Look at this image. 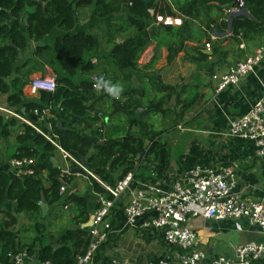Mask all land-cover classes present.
<instances>
[{
    "label": "trees",
    "instance_id": "trees-1",
    "mask_svg": "<svg viewBox=\"0 0 264 264\" xmlns=\"http://www.w3.org/2000/svg\"><path fill=\"white\" fill-rule=\"evenodd\" d=\"M242 2L239 8L250 17L230 16L225 36L230 44L223 45L220 39L210 38L209 30H226L223 10L236 0H0V93L5 94L8 107L31 122L19 124L10 155L31 158L26 166L32 170L15 175L0 169V212L7 217L0 220L2 264H12L8 253L19 249L33 255L36 263L73 264L87 242L88 227L80 225L98 206L96 194L107 195L103 184L113 185L127 171L150 182L166 175L170 150L161 135L165 129H155L150 116L173 111L176 121L188 118L187 112H197L203 93L198 81L179 89L162 81L153 67L159 48L165 47L168 62L182 50V59L197 68L195 79L221 70V65L238 53L236 59H242L239 42L259 44L264 38V0ZM87 5H91L87 18L78 24ZM157 14L177 16L181 21L178 25L156 22ZM55 30L51 44L42 42ZM30 42L33 45L26 55L23 51ZM205 42L209 53L204 51ZM150 43L154 47L149 60L138 64L139 54ZM43 64L53 66L55 90L25 95L23 86ZM101 75L123 85L121 99L97 94L93 84ZM43 108L48 114L40 117ZM15 119L0 114V138L14 132ZM57 121H62L61 127L54 125ZM45 134L85 160L91 173L86 175V192L66 188L58 192L73 174L62 173L53 165L51 157L57 148ZM45 178L47 185L43 184ZM40 202L48 206L44 216ZM58 202L69 205V220L76 226L65 227L53 247L41 241V232ZM18 212L36 232L31 242L16 244L17 235L8 227L15 221L13 213ZM36 241L39 245L34 252Z\"/></svg>",
    "mask_w": 264,
    "mask_h": 264
},
{
    "label": "crops",
    "instance_id": "crops-1",
    "mask_svg": "<svg viewBox=\"0 0 264 264\" xmlns=\"http://www.w3.org/2000/svg\"><path fill=\"white\" fill-rule=\"evenodd\" d=\"M158 1L162 2V0ZM165 1L169 3V0ZM87 6L83 8V10L86 11L83 12L84 14H81V16H83L78 17V24L84 23L86 20L91 5ZM241 8L238 7L236 11L230 10L228 12L224 9V20L227 22L226 30L217 31L212 27L209 30L210 38L220 39L221 44L227 45L229 42L225 36L228 34L227 28L230 16L234 14H243L250 17L246 10L240 12ZM55 33L56 30L53 33L46 34L43 37L42 42L51 44ZM263 41L264 38L260 43ZM188 43L192 42L189 41ZM239 43H242L241 47L239 46ZM239 43L238 47L243 50V55L241 57L253 53L254 48L260 44H253L250 42L244 43L242 41ZM32 45L33 43H28L23 53L26 55L29 54ZM153 47L154 43H150L144 48H147L149 53L144 62H138L137 58L138 64L145 63L149 60L153 52ZM208 48L204 47V51L206 52V50H209ZM182 54V50L178 51L174 58L168 62L165 59V47L162 46L159 48L158 58L153 67L160 75V68L156 66L160 59L166 67L171 63L179 61L183 65L186 64L192 66L196 72L197 68H195L194 63L183 60ZM235 56L239 57L240 53ZM236 57H230L228 63H224V65L222 64L221 66L223 68L215 71V73L225 70L234 60H236ZM45 70L53 71V66L43 64L42 68L33 72L30 77H42ZM195 72L190 76L192 81L184 82L180 84V86H185L198 81V87H200V91L203 94L197 112H187L188 114L185 116L188 118L177 121H170L166 116H162L160 118L162 120L158 123L160 128L165 129L161 135L165 139L170 150L169 166L165 175L166 179L162 178L157 182L144 180L150 184L151 190L155 192L166 187L168 178H174L186 169L193 167L218 168L220 166H230L235 171L236 179L233 191L239 198L264 199V162L254 156L253 145L249 139L230 135L227 132L229 119L243 114L263 91L264 58L254 65L253 72L244 74L237 82L225 85L217 91L215 90L216 81L211 78L212 74H200L197 79H195ZM199 72L200 71L198 70V73ZM22 91L24 94H27L26 85L23 86ZM0 107L12 110V108L8 107L6 104L4 93H0ZM170 113L173 114V111H170ZM0 114H2L3 117L12 116L16 118L12 114L6 112L0 111ZM15 120L18 125H15L14 132L3 139L0 138V169L17 175L15 173V167L10 163V159L12 158L10 153L14 146V135L20 130L19 124L22 121L17 118ZM53 158L56 161V164L61 162V158L57 151ZM43 174L45 175L46 172L43 171ZM71 174H73V176L70 182L66 184V189L81 194L86 192L88 187L85 188V185H82L81 180L79 179V177L83 175L79 173ZM43 184L47 185L46 178L44 179ZM125 202L126 196H121L111 209L113 231L111 232L107 243L99 248L94 263L106 264L110 258H116L117 260H120L122 264H155L160 258H165L166 256L171 257L169 256L170 250L162 239L161 231L151 228L143 229L131 227L125 224V217L123 214V206ZM47 211L48 206L46 205V209L43 213L41 212V216H44ZM53 211L54 214H50L45 220L47 225L41 232V241L56 245L55 239L57 235L65 227H73L72 225L75 224L71 223L69 220L71 212L68 204L63 206L61 202H58L55 204ZM13 214L15 216V221L8 227L17 235L15 243L31 242L30 238L36 233L35 230L33 231L31 229L29 226L30 223L22 212ZM91 214L92 212L90 215ZM1 219L6 220L7 217H2L0 212V220ZM187 225L195 232L196 245L202 248L208 257L215 254L229 256L231 254L230 244L233 242L254 240L264 243V233H262L254 224H250L242 218L236 220H213L196 216L189 218L187 220ZM232 230L237 231V239H235L236 235ZM38 245L39 243H37V241L34 242L32 246L34 252L38 249ZM1 258L3 257L0 253V259ZM1 260L0 264H2ZM8 261L11 262L9 258ZM26 264L39 263H36L34 261V256L30 255Z\"/></svg>",
    "mask_w": 264,
    "mask_h": 264
},
{
    "label": "built area",
    "instance_id": "built-area-1",
    "mask_svg": "<svg viewBox=\"0 0 264 264\" xmlns=\"http://www.w3.org/2000/svg\"><path fill=\"white\" fill-rule=\"evenodd\" d=\"M242 5V0H236V4L226 8L225 11H236ZM154 18L156 22L164 24L178 25L181 21L180 17L170 15L157 14ZM239 46L241 47L242 43H239ZM204 47H209L207 42L204 43ZM263 58L264 41L254 48L253 53L234 60L224 71L212 74L211 78L216 81L215 90L233 84L244 74L253 72L254 65ZM53 84V71L45 70L42 77H30V81L25 84L27 88L25 95H35L40 89L47 90L45 85ZM0 111L31 124L27 118L13 110L0 107ZM33 113L36 114L37 110L33 109ZM47 114V109L43 108L40 117ZM227 132L230 135L249 139L253 145L254 156L264 162V89L243 114L229 119ZM45 136L54 143L47 134ZM54 144L61 161L64 162L62 173H70V166H79L91 174L80 159ZM30 162L31 158L27 157L10 159L17 175L30 173L31 168L26 166ZM162 178L166 179L165 176ZM235 182V171L230 166L193 167L174 178H168L166 187L154 192L143 178L135 176L132 171H127L113 185L103 184L107 195L96 194L98 206L91 214L87 242L83 252L76 255L73 264H95L94 257L97 251L108 241L113 231L110 224L111 209L124 195L126 196L123 206L125 224L143 229H158L170 250L171 257L160 258L155 264L264 263V243L254 240L231 243L229 256L215 254L208 257L205 251L196 245L195 232L187 225V220L196 216L213 220L242 218L264 233V199L239 198L233 191ZM65 188V184L60 185L58 192L63 193ZM8 258L13 264H26L30 255L24 249H19L9 252ZM39 264L50 263L43 261ZM106 264L122 263L116 258H110Z\"/></svg>",
    "mask_w": 264,
    "mask_h": 264
},
{
    "label": "rangeland",
    "instance_id": "rangeland-1",
    "mask_svg": "<svg viewBox=\"0 0 264 264\" xmlns=\"http://www.w3.org/2000/svg\"><path fill=\"white\" fill-rule=\"evenodd\" d=\"M82 12H86V11L83 10ZM148 53L149 52H148L147 48L144 49L138 57V62H140V63L144 62L147 58ZM156 66L160 68L159 72H160V76H161L162 81L165 83H168V84L176 85L177 89L182 87V86H180V84H182L184 82L192 81L190 76L195 72V70L192 68V66H189L186 64L183 65L179 61L171 63L169 66L166 67L163 65V61L160 59L158 61V63L156 64ZM171 104H172V101H171ZM164 116H166L167 119H170V121L174 120L173 119L174 116L170 112H167V114ZM161 117L162 116H160L158 114L153 115V117H152V115L150 116V120H152V123H153V126L155 129L160 128V125L158 123H160V120H162V119H160ZM79 179L81 180L82 185H85V188L89 186V181H88L87 176H81V177H79ZM80 192H83V191H80ZM232 232L236 235L235 239H237V234H236L237 231L232 230Z\"/></svg>",
    "mask_w": 264,
    "mask_h": 264
},
{
    "label": "clouds",
    "instance_id": "clouds-1",
    "mask_svg": "<svg viewBox=\"0 0 264 264\" xmlns=\"http://www.w3.org/2000/svg\"><path fill=\"white\" fill-rule=\"evenodd\" d=\"M47 90L54 91L55 85H45ZM93 88L100 94L101 92L106 93L113 99L119 100L122 98V93L124 91V87L118 83H112L110 80L105 79L103 75L96 77L95 82L93 84Z\"/></svg>",
    "mask_w": 264,
    "mask_h": 264
},
{
    "label": "water",
    "instance_id": "water-1",
    "mask_svg": "<svg viewBox=\"0 0 264 264\" xmlns=\"http://www.w3.org/2000/svg\"><path fill=\"white\" fill-rule=\"evenodd\" d=\"M244 11H245V9L244 8H241L240 12H244ZM24 17H25V15H24ZM206 52L208 53L209 50H206ZM144 112H145V110L141 111L140 114L141 113H144ZM72 119L73 118L71 117L70 118V121L71 122H72ZM54 125L61 127L62 126V121L54 122ZM81 134L83 136L87 137V138H90V139H93V140H97V137H95V136H90V135L85 134V133H81ZM51 161H52L53 165H57L60 168H64V162L63 161H61L59 164H56V161L54 160L53 157H51ZM80 161H81V163L83 165H85V160L83 158H81ZM69 170H70L71 173H79V174H81L83 176H86L88 174L83 168H81L79 166H70L69 167ZM39 207H40L41 212L43 213L45 211V209H46V204L43 203V202H40L39 203ZM91 219H92V215H90L89 218H88V220L86 222L82 223L80 226H86V227H88L91 224ZM72 226L74 227L75 225H72ZM55 246L56 245H53V247H55Z\"/></svg>",
    "mask_w": 264,
    "mask_h": 264
}]
</instances>
